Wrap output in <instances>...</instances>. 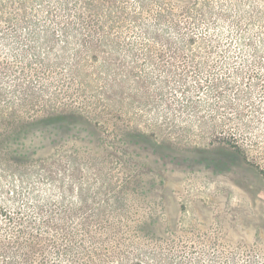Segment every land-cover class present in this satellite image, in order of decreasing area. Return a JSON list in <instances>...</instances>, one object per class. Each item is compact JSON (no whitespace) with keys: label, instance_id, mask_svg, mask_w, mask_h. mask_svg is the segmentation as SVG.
Wrapping results in <instances>:
<instances>
[{"label":"rangeland","instance_id":"374dc122","mask_svg":"<svg viewBox=\"0 0 264 264\" xmlns=\"http://www.w3.org/2000/svg\"><path fill=\"white\" fill-rule=\"evenodd\" d=\"M253 1L0 0V264H264Z\"/></svg>","mask_w":264,"mask_h":264},{"label":"trees","instance_id":"16d2710c","mask_svg":"<svg viewBox=\"0 0 264 264\" xmlns=\"http://www.w3.org/2000/svg\"><path fill=\"white\" fill-rule=\"evenodd\" d=\"M252 3H253V6L256 7L257 1L255 0ZM263 12L264 11L261 10L260 12L256 13V15H254L255 17L257 16L255 19L257 20L263 19L262 18ZM250 14H253V13H250ZM229 16H233V17L239 16V20H233L232 22H229V21L226 22L225 16L222 15L219 20V25L217 27L213 26V29H212L213 33L216 35L218 34L217 33L218 31H221L224 34V30H225L224 24L230 23V24H227L230 26V31H227L226 36L231 37L230 40H232L235 45H245L247 47H251L252 51H254L255 53L264 52V26L263 27L259 26L258 28H254V27H251V25H248V27H247V24L243 25V22H242L243 20H253L254 19L253 16L246 17L243 14L242 16L241 15L234 16V14H231ZM254 25L258 26L256 24ZM262 25H264V21H262L261 26ZM256 29L258 31H255ZM39 254L40 253H37L36 255L40 256ZM5 260H8L7 263H12V256L9 255L8 257H6Z\"/></svg>","mask_w":264,"mask_h":264}]
</instances>
